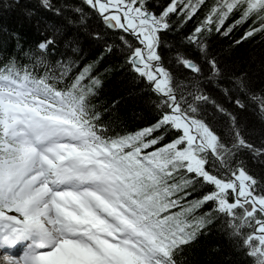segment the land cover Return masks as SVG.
I'll return each mask as SVG.
<instances>
[{
  "label": "snow or ice",
  "instance_id": "6c2138e0",
  "mask_svg": "<svg viewBox=\"0 0 264 264\" xmlns=\"http://www.w3.org/2000/svg\"><path fill=\"white\" fill-rule=\"evenodd\" d=\"M257 36L264 0H0V264H264Z\"/></svg>",
  "mask_w": 264,
  "mask_h": 264
},
{
  "label": "trees",
  "instance_id": "16d2710c",
  "mask_svg": "<svg viewBox=\"0 0 264 264\" xmlns=\"http://www.w3.org/2000/svg\"><path fill=\"white\" fill-rule=\"evenodd\" d=\"M33 2L34 0H25V3ZM7 22L12 27H19L12 15L7 18ZM244 31L245 28L240 27L239 29L234 30V35H231L229 38L220 37L216 41L217 50L226 49L232 40L239 39ZM26 38L31 40L35 37L29 33ZM262 52H264V39L259 36H257L255 39L249 38L247 41H241L240 45H233V50L230 54L231 60L229 62L235 61L237 64H239L242 59H247L251 56L258 57Z\"/></svg>",
  "mask_w": 264,
  "mask_h": 264
}]
</instances>
